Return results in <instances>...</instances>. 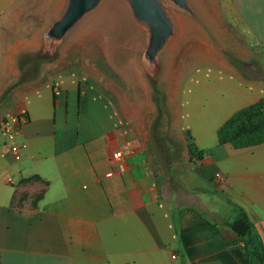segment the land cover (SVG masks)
<instances>
[{"label":"crops","instance_id":"obj_1","mask_svg":"<svg viewBox=\"0 0 264 264\" xmlns=\"http://www.w3.org/2000/svg\"><path fill=\"white\" fill-rule=\"evenodd\" d=\"M7 2L0 124L20 111L27 122L18 161L0 133V264H248L243 242L220 223L234 218L228 204L240 207L264 246V143L206 145L205 134L264 100V0H233L247 39L242 70L215 61L218 79L199 82L194 72L168 91L160 140L152 88L118 23L93 24L31 70L20 64L40 34L29 37ZM185 131L202 160H190Z\"/></svg>","mask_w":264,"mask_h":264},{"label":"rangeland","instance_id":"obj_2","mask_svg":"<svg viewBox=\"0 0 264 264\" xmlns=\"http://www.w3.org/2000/svg\"><path fill=\"white\" fill-rule=\"evenodd\" d=\"M7 3L4 0L5 6ZM12 3H16L13 7L19 9L22 18H25L22 26L29 29L25 31L26 34L29 37L34 35L35 38L40 34L42 41L44 32L62 15L66 0H11ZM188 4L193 14H187L178 10L174 4L164 2L173 23V34L158 59L161 65L159 79L153 81L151 78L149 81L140 64L148 33L135 22L126 0H101L97 8L85 15L66 39L76 40L85 34L94 33L88 31V28L95 23L114 22L121 26L124 39L131 40V43L133 40L136 44L134 55L138 69L153 90V103L157 110L154 125L158 140L166 132L169 119L165 106L168 91L172 93L175 88L178 89L181 82L192 77L194 72L198 73L196 77L199 82L209 81V75L210 78L218 79L222 69L214 66L215 61L219 64L229 62L234 69L242 70L240 55L247 39L232 11L233 0H188ZM6 7H10V4ZM244 71L253 72L254 65L245 66ZM203 97L209 96L206 94ZM205 139L206 145L215 142L216 132L208 127ZM194 143L198 147L195 140ZM170 150L174 155L176 148L171 146Z\"/></svg>","mask_w":264,"mask_h":264},{"label":"water","instance_id":"obj_3","mask_svg":"<svg viewBox=\"0 0 264 264\" xmlns=\"http://www.w3.org/2000/svg\"><path fill=\"white\" fill-rule=\"evenodd\" d=\"M126 1L135 22L144 27L148 33L140 64L149 81L159 79L161 65L158 59L173 34V23L164 7V2L174 4L178 10L187 14H193L188 0ZM100 2L101 0H66L62 15L44 32L39 50L28 57V62L20 65L22 67L28 65L33 70L32 68L42 63L55 60L59 49L76 25L85 15L95 10Z\"/></svg>","mask_w":264,"mask_h":264},{"label":"trees","instance_id":"obj_4","mask_svg":"<svg viewBox=\"0 0 264 264\" xmlns=\"http://www.w3.org/2000/svg\"><path fill=\"white\" fill-rule=\"evenodd\" d=\"M218 145H230L234 149L256 147L264 143V100L236 111L216 133ZM185 140L190 160L200 161L203 152L196 147L190 133ZM233 210V220L220 224L229 228L236 238L243 242L248 264H264V246L246 213L238 206L228 204ZM215 225L219 223L214 221Z\"/></svg>","mask_w":264,"mask_h":264},{"label":"built area","instance_id":"obj_5","mask_svg":"<svg viewBox=\"0 0 264 264\" xmlns=\"http://www.w3.org/2000/svg\"><path fill=\"white\" fill-rule=\"evenodd\" d=\"M59 86L54 87V94H59ZM27 122V114L25 111H20L18 114L8 116L4 118L0 124V133L8 144V149L15 161L20 160V151L25 146H18L15 143L16 137L18 136L20 129ZM121 158V153L116 152L113 154V159ZM175 258V257H173Z\"/></svg>","mask_w":264,"mask_h":264}]
</instances>
